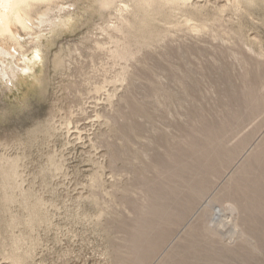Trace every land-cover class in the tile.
<instances>
[{
	"label": "rangeland",
	"instance_id": "rangeland-1",
	"mask_svg": "<svg viewBox=\"0 0 264 264\" xmlns=\"http://www.w3.org/2000/svg\"><path fill=\"white\" fill-rule=\"evenodd\" d=\"M88 2L0 85V264H264V1L191 0L141 49Z\"/></svg>",
	"mask_w": 264,
	"mask_h": 264
},
{
	"label": "bare ground",
	"instance_id": "bare-ground-1",
	"mask_svg": "<svg viewBox=\"0 0 264 264\" xmlns=\"http://www.w3.org/2000/svg\"><path fill=\"white\" fill-rule=\"evenodd\" d=\"M88 1L85 11L89 12L88 8L91 9L89 12L90 15L97 13L100 16H104L105 13L111 14L112 10H114L116 22H113L108 28L123 33L125 32L126 36L130 34H138L136 44L139 49L144 46H150L155 42H159L165 37L167 29L156 30L155 27V23L159 20V17L172 15L175 10H185L188 6L196 7L191 4V0ZM228 1V6L238 12L241 11L243 4L253 6L257 2L264 0ZM57 5L58 0H0V85H4L5 88L9 90L10 87L8 84L11 82L13 83L14 79H19L24 72L31 70V63H33L34 60H28V57L27 60H24L22 57L26 51L24 43H27V45L33 43L31 48L34 49L35 53L32 56L34 58H41L40 53H42L43 45L40 42V39L44 35L43 30L45 27H49L51 32H54L55 28L60 26L73 28L76 25L74 18L72 17V12L69 10V5L66 8L61 6L55 11ZM191 19L192 17L189 16V18H186V21L189 22ZM70 20L74 22L72 23ZM205 28L206 23L199 22L190 24L186 29L199 34L203 32ZM26 35H29L30 38L24 39V36ZM110 37H112V35ZM227 40H229L228 37H221V41L225 42ZM116 43L115 48L111 51L115 58L129 60L134 57L135 52L132 50L128 42L118 44L116 41ZM244 46V52L247 53L249 57H252L253 54L257 55L253 48L246 46L245 44ZM240 55H242V53ZM61 62H63V59L59 57L55 61V65H59ZM125 72L126 67L123 66L122 73ZM239 208L240 207L237 203H233L230 206V211L231 213H234L239 210Z\"/></svg>",
	"mask_w": 264,
	"mask_h": 264
}]
</instances>
